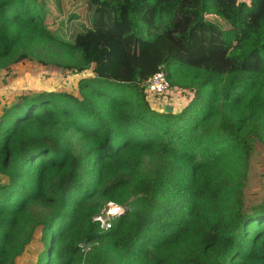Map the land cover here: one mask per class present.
I'll use <instances>...</instances> for the list:
<instances>
[{
    "label": "trees",
    "instance_id": "obj_1",
    "mask_svg": "<svg viewBox=\"0 0 264 264\" xmlns=\"http://www.w3.org/2000/svg\"><path fill=\"white\" fill-rule=\"evenodd\" d=\"M0 0V70L60 47L78 93L0 114V264H264V0ZM48 63L47 61H45ZM162 70L187 91L152 106ZM112 202L123 212L102 228ZM41 207L40 212L32 208ZM39 242L32 243L34 232Z\"/></svg>",
    "mask_w": 264,
    "mask_h": 264
},
{
    "label": "rangeland",
    "instance_id": "obj_2",
    "mask_svg": "<svg viewBox=\"0 0 264 264\" xmlns=\"http://www.w3.org/2000/svg\"><path fill=\"white\" fill-rule=\"evenodd\" d=\"M44 1L47 4V22L49 29H52L58 19V15L52 11L50 0ZM53 50L55 52L52 53L47 52L46 49L37 50L30 58L12 63L9 65V68L0 70V114L3 107L12 104L20 95H32L42 91L78 93V80L83 76H87V72L76 73L75 71L51 63V60L57 63L64 62L60 55V47H53ZM173 91V95L167 96L168 98L165 99L150 95L149 100L153 102L152 106L155 107L154 102H158L159 100L177 106L184 104L187 91H180L178 89H173ZM3 182H5V178L0 175V184ZM260 200H264V147L258 145L255 147L250 160L245 186V203L249 205ZM114 206V203L107 204V208H113ZM32 210L40 212L42 208L34 207ZM39 238V231L36 230L32 243L39 242ZM28 251L17 259L16 264H27L31 260H34V255L28 253Z\"/></svg>",
    "mask_w": 264,
    "mask_h": 264
},
{
    "label": "built area",
    "instance_id": "obj_3",
    "mask_svg": "<svg viewBox=\"0 0 264 264\" xmlns=\"http://www.w3.org/2000/svg\"><path fill=\"white\" fill-rule=\"evenodd\" d=\"M173 89H178L180 91H185L183 89H180L175 86H170L167 78L165 77V74L162 70H159L154 73V75L149 79L146 90L149 95H152L154 97L158 98H168L167 96H172L174 91ZM175 99V98H173ZM172 100V99H171ZM115 208H106L103 210L99 215L95 216L93 218L94 221H98L100 223V226L104 229L110 227V219L115 216V213L118 209H122L120 206L115 205ZM122 212V210L119 212V214ZM118 215V214H117Z\"/></svg>",
    "mask_w": 264,
    "mask_h": 264
},
{
    "label": "crops",
    "instance_id": "obj_4",
    "mask_svg": "<svg viewBox=\"0 0 264 264\" xmlns=\"http://www.w3.org/2000/svg\"><path fill=\"white\" fill-rule=\"evenodd\" d=\"M151 103L153 104V102H151ZM185 103H186V100H185ZM154 104H155V108H159L160 109V108H163L166 104H170V103H168V102H162V101L159 100L158 102H154ZM184 104H180L179 106L173 105V104H170V105L172 106V110L177 111L180 108H182V106H184Z\"/></svg>",
    "mask_w": 264,
    "mask_h": 264
},
{
    "label": "water",
    "instance_id": "obj_5",
    "mask_svg": "<svg viewBox=\"0 0 264 264\" xmlns=\"http://www.w3.org/2000/svg\"><path fill=\"white\" fill-rule=\"evenodd\" d=\"M163 110L165 112H171L172 111V106L170 104H166L164 107H163ZM122 209H118L117 212L115 213V215L119 214V212L121 211Z\"/></svg>",
    "mask_w": 264,
    "mask_h": 264
},
{
    "label": "clouds",
    "instance_id": "obj_6",
    "mask_svg": "<svg viewBox=\"0 0 264 264\" xmlns=\"http://www.w3.org/2000/svg\"><path fill=\"white\" fill-rule=\"evenodd\" d=\"M109 203H112V202H109ZM115 205H117V204H115ZM119 206V205H118ZM121 207V206H120ZM122 208V207H121ZM122 212H123V208H122ZM119 215V214H118ZM115 216H117V215H115ZM115 216H113V217H115Z\"/></svg>",
    "mask_w": 264,
    "mask_h": 264
},
{
    "label": "bare ground",
    "instance_id": "obj_7",
    "mask_svg": "<svg viewBox=\"0 0 264 264\" xmlns=\"http://www.w3.org/2000/svg\"><path fill=\"white\" fill-rule=\"evenodd\" d=\"M114 208V207H113Z\"/></svg>",
    "mask_w": 264,
    "mask_h": 264
}]
</instances>
